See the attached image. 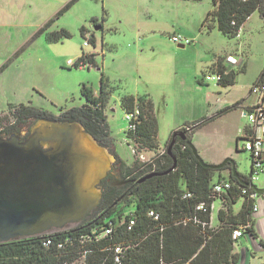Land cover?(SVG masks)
Wrapping results in <instances>:
<instances>
[{"label":"rangeland","instance_id":"374dc122","mask_svg":"<svg viewBox=\"0 0 264 264\" xmlns=\"http://www.w3.org/2000/svg\"><path fill=\"white\" fill-rule=\"evenodd\" d=\"M73 1L0 0V137L18 132H7L14 123L11 107L33 106L59 117L87 103L82 94L84 86L99 95L105 78L110 95L104 111L113 140L109 151L114 165L119 167L117 155L128 165L135 160L128 138L129 122L122 107L123 98L134 95L148 97L154 103L159 153L167 150L180 127L214 117L215 107H235L219 121L198 129L193 144L206 163L229 154L238 172L249 178L252 159L243 149L244 142L237 140L239 130L249 122L238 104L256 100L251 88L264 71V12L257 10L239 36L230 38L217 28L196 26L198 11L203 15L214 11L213 0ZM71 2L72 6L66 8ZM49 22L50 28L42 32ZM84 27V35L92 33L96 44L85 46ZM62 30L72 36L59 41L49 39L50 34ZM173 33L195 42L179 48L171 40ZM92 52L100 54L96 66L79 69L70 65L83 53ZM219 61L235 73L234 85L223 87L217 81L206 80ZM19 129L27 130L22 125ZM140 147L145 162L155 157L153 151ZM113 175L119 179V171ZM263 180L264 172L254 185L260 188ZM241 207L242 201L236 208ZM118 208L126 214L134 211L133 205L124 202ZM218 210L215 203L213 228Z\"/></svg>","mask_w":264,"mask_h":264},{"label":"trees","instance_id":"16d2710c","mask_svg":"<svg viewBox=\"0 0 264 264\" xmlns=\"http://www.w3.org/2000/svg\"><path fill=\"white\" fill-rule=\"evenodd\" d=\"M75 1L77 0L73 2ZM73 2L66 8L69 9ZM213 2L215 9L209 16L217 22L219 31L230 38L239 36L242 27L257 10L264 12V0ZM63 12H59L57 16L60 17ZM50 26L51 22L47 23L42 32ZM83 31L84 29L82 35L85 38ZM71 36L68 31L62 30L48 37L59 41ZM91 43L95 44L94 38ZM81 59L96 66L93 55L83 54ZM226 71V68L220 66L217 72H213L223 76L218 84L224 87L234 85L236 79L233 71L229 74ZM262 77L263 74L255 85L262 82ZM82 94L87 103L80 108L65 111L59 117L33 106L11 107L14 123L7 132H20V125L27 127L30 132L33 123L42 119L79 122L100 145L109 150L113 140L104 111L110 95L105 78L102 79L99 95L87 86L83 87ZM137 106L141 110L137 131L128 130L135 160L132 165H128L118 156L120 178H115L111 171L101 182L103 194L99 206L76 228L59 231L54 229L58 232L51 233V230L39 236L0 244V264H117L113 251L116 245L123 246L125 251L122 264H237L239 257L234 254V250L239 239L233 238L234 231L242 228L244 236H257L253 230V202L244 197L246 200L242 209L236 213L234 205L243 198L242 190L248 187L232 175L229 179L222 177L221 173L229 169L231 164L220 169L205 166L189 146L188 142L192 141L194 132L208 120L184 125L174 132H185L186 139L179 138L173 147L172 152L177 158V167L173 172L140 182L150 174L168 171L173 167L174 159L168 155L167 150L164 154L159 153L158 122L153 101L148 97L137 98L133 95L122 100L126 113L133 112ZM140 146L153 151L155 157L148 162L141 160L144 150ZM239 175L245 182H250L252 168L249 178ZM131 180L135 182L114 185L118 181ZM224 181L231 182L233 188L222 195L216 194L215 186ZM189 194L191 197H186ZM217 201H221L223 207L218 214V227L213 228V211H197V206L201 203L211 206ZM123 202L133 205L134 211L124 213L123 208H118ZM152 210L160 214L159 221L149 216ZM195 216L201 223L191 221ZM131 218L136 224L129 230ZM109 228L113 230L112 235L106 236ZM48 238L52 239V244L47 247L45 241ZM61 244L63 247H60Z\"/></svg>","mask_w":264,"mask_h":264},{"label":"water","instance_id":"95a60500","mask_svg":"<svg viewBox=\"0 0 264 264\" xmlns=\"http://www.w3.org/2000/svg\"><path fill=\"white\" fill-rule=\"evenodd\" d=\"M179 138L185 140V132L174 133L167 147L168 155L174 159L173 167L140 182L176 169L177 158L172 151ZM188 144L205 166L220 169L233 164L232 176L264 196V189L240 177L232 159L220 165L207 164L192 141ZM113 158L79 122L42 119L32 125L25 139L17 132L0 137V244L63 230L86 220L101 202L100 184L112 171ZM130 182L135 181L116 184Z\"/></svg>","mask_w":264,"mask_h":264},{"label":"built area","instance_id":"2783aa9c","mask_svg":"<svg viewBox=\"0 0 264 264\" xmlns=\"http://www.w3.org/2000/svg\"><path fill=\"white\" fill-rule=\"evenodd\" d=\"M235 25V23H234ZM92 39V33L87 32L85 35V46H89L91 43ZM171 40L178 44V45H184L188 46L193 43L192 40L185 38L182 35H173L171 37ZM87 56H89L87 54ZM71 66L79 68V69H84L86 66H89L90 64L88 63L87 60H82L79 58L77 62L70 61L69 62ZM206 80L208 82L211 81H217L220 82L222 80V76L220 74H207L206 75ZM252 93L258 97H264V73L262 77V82L259 85H255L252 89ZM140 117H141V110L140 107H136L135 110L131 113H126V118L129 122V131L131 132H136L138 124L140 122ZM245 117H247L249 123L252 126V134L248 137V140L245 141L243 149L251 155L252 158V175H251V183H254L258 178L259 175L264 171V103L260 102L258 105L253 107L252 110L247 111L245 113ZM162 152V154H164ZM144 156L141 157V160H144ZM233 188V185L229 181H224L219 184H217L214 188V192L218 195H222L226 193L227 191L231 190ZM242 195L243 197H246L248 200L254 202L259 194L252 190L251 188H246L242 190ZM186 197H191V195H186ZM214 210V204L213 205H207L205 203H201L197 206V211L201 212H209V211ZM257 207L256 205L253 204V211H256ZM149 216L153 218L156 221L160 220V214L155 212V211H150ZM190 221V220H188ZM194 223H201L200 219L198 217L192 218ZM187 222V221H185ZM135 220L133 218L130 219L129 223V230H132L133 227L135 226ZM112 228H109L106 230V236L112 235ZM245 232L243 231L242 228L236 229L233 233V238L238 240L244 237ZM52 244V239L48 238L45 241V246H50ZM60 247H63V244L60 245ZM114 255H115V262L117 264H122L123 260V254H124V248L121 245H116L113 247Z\"/></svg>","mask_w":264,"mask_h":264},{"label":"crops","instance_id":"0c3cea01","mask_svg":"<svg viewBox=\"0 0 264 264\" xmlns=\"http://www.w3.org/2000/svg\"><path fill=\"white\" fill-rule=\"evenodd\" d=\"M183 1H187V0H183ZM201 1H198V2H201ZM193 2H197V1H193ZM198 13L200 15V19L196 22V26L197 27L200 28V26L202 25V28L203 29H204V27H208L209 30H213L214 28H217L218 29L217 22L215 20L213 21V18H211L209 16L210 13H212V11L211 12H208L207 14H204V15L201 14V11H198ZM196 18H199V16L196 17ZM96 22H97V20H96ZM97 24H99V22H97L96 25ZM83 29H84V31H87L85 29V27ZM175 34L176 33H173V35H175ZM92 38L95 39V44H96V37L93 35ZM88 55H93L94 56V59H95V61L97 63V58L99 57L100 54H98L96 52H92V53H90ZM220 66L223 67V68H226L225 65L222 64L221 61H219L218 63H215L214 64V67L212 68L213 72H217V70L219 69ZM226 73L229 74V73H231V71H229V69H227ZM254 86H255V84L251 88V96L254 95L252 93V89H253ZM255 98H256V100L252 104L249 103V102H247L246 104H244V103L238 104V106H239L240 109H244L243 110L244 111V116H245V113H247V111L249 109L255 107L260 102L264 103V97H258V96L255 95ZM220 107H222V106H220ZM220 107H215V109H216L215 110L216 111L215 113H217V114L214 117L209 118L208 121H207V123L205 125H203L201 128L209 125L208 123L210 121H219L220 119H222L223 117H225L226 115H228L230 112H232V110L235 109V107L225 108V109H222ZM201 128H199V129H201ZM197 131H198V129L193 134L192 143H193V139H194V136H195V134H196ZM251 134H252V126L249 123L247 126H245L244 129H242V130L240 129L239 130V134L237 135L238 142H239V140H241V141H243L245 143L246 139ZM228 157H230L229 154H226V155L222 156V158H218V159L211 158V160H209V162H207V163L210 164V165H220V163H222L223 159H225V158L230 159ZM228 164H231V163H228ZM235 165H236V163H235ZM232 166H233V164H231L229 166V169H226V170H224L221 173V175H222V177H224V179H229L231 177V175H232ZM236 169H237V172H238V166L237 165H236ZM238 174H240V173L238 172ZM258 179L255 182H257ZM260 189H264V182L260 186ZM245 200H246V198H244V197L242 199H240V201H242V206H243ZM215 203H218V205H219V210H218V214H219V211L223 207V204H222L221 201H217ZM237 204L234 205V210H235L236 213H238L242 209V207H241L239 210H237V208H236L237 207ZM253 204L256 205V207H257V210L256 211H253V214H252V219H253V222H254L253 230L255 231V234L257 236L255 238L253 236L246 235V236L242 237L241 239H239V242L236 245V248L234 250V254H236L239 257V260H238L237 264H242V263L243 264H264V248H263L264 247V196H260L259 195L258 198L253 202ZM218 224H219V220H218V215H217L215 227H218ZM212 226H214L213 213H212Z\"/></svg>","mask_w":264,"mask_h":264},{"label":"flooded vegetation","instance_id":"af4514ba","mask_svg":"<svg viewBox=\"0 0 264 264\" xmlns=\"http://www.w3.org/2000/svg\"><path fill=\"white\" fill-rule=\"evenodd\" d=\"M23 128H26V129H27L26 132H24L23 130L21 131V129H19L20 132H17V133L20 135V137H21L22 139H25V138L28 136V134H29V130H28L27 127H23ZM116 155H117V154H116ZM117 157H118V155H117ZM119 166H120V164H119ZM115 171H119V176H120V168L117 167L116 165H114V167H113V169H112V173L115 172ZM119 178H120V177H119ZM119 182H126V181H118V182H116V183H119ZM116 183H114V185H120V184H116ZM132 183H134V182H132ZM127 184H129V183H127ZM121 185H126V184H121Z\"/></svg>","mask_w":264,"mask_h":264}]
</instances>
